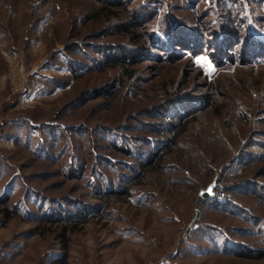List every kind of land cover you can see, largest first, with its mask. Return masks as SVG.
Instances as JSON below:
<instances>
[{
	"label": "rangeland",
	"instance_id": "374dc122",
	"mask_svg": "<svg viewBox=\"0 0 264 264\" xmlns=\"http://www.w3.org/2000/svg\"><path fill=\"white\" fill-rule=\"evenodd\" d=\"M123 3L0 0V264H264V0Z\"/></svg>",
	"mask_w": 264,
	"mask_h": 264
},
{
	"label": "trees",
	"instance_id": "16d2710c",
	"mask_svg": "<svg viewBox=\"0 0 264 264\" xmlns=\"http://www.w3.org/2000/svg\"><path fill=\"white\" fill-rule=\"evenodd\" d=\"M100 1H102V6L100 7L99 11H104V13H106L105 15H106L107 19L113 17L116 20H120V18L118 16L120 13L118 11H114L115 9L113 10V8H118V7L121 8L122 6H125V4L123 3V0H100ZM147 9H151V8L148 7ZM139 15H140L141 18L142 17L143 18L147 17L142 12ZM109 20H111V19H109ZM113 24L117 25L118 28H123L122 25H124L125 23L121 22V21H118V22H114ZM173 30H174L173 28H169L167 26L163 30V33H165V35L170 38L169 43L165 44L164 47H163V44H162L164 42L160 41L158 39H155V40H158L157 42H159V43L155 42L154 44H156L157 46H161L163 48H166V49H168L170 46L174 45L175 47H177V49L179 48L178 46H181L182 49L183 48H185V49L188 48V49L192 50L193 52H198L200 50L202 41H201V39H200V37L198 35L194 34L193 36L191 35V36H188L187 38L186 37L182 38L180 36V33H177V35H176L175 32L173 33ZM193 32H195V31H193ZM230 32L231 31L228 30V33H227L228 36L230 35ZM184 35H188V34L185 33ZM225 36H226V33H225ZM262 36L264 37V35H262ZM244 44H245V42H244ZM249 44H250V42L248 43V45ZM251 45L252 44H250L249 46H251ZM227 46H228L227 41L225 40V37L223 36L221 39H219L217 48L222 54V53H225V52H223V49H225ZM249 46L247 47L248 49H250ZM249 51H248L249 54L247 56L250 57L251 55H256L259 52L260 53L263 52L264 51V46L259 43V45L257 47H255L253 50H249ZM122 52L123 53L121 54L120 58L116 57V58H113L112 60H110V62L109 61H107V62L105 61L103 63L106 65V67H110V68L121 67L122 69L127 70L126 69L127 65H134L135 63L138 62V60H137L138 55H131V54L127 53L126 51H122ZM225 56L226 55H224V57ZM105 57H106V59H108V57H110V56L107 55ZM63 84H65V82H61L60 85H63ZM112 92H113V87L103 86L102 88H97L96 89V94H104V95L107 94V96H111L109 100H112L116 96ZM90 94L91 93H89V91L83 92L80 96H78L74 100H72L73 101L72 104H80L84 99H86L88 96H90ZM176 94H179V91H176ZM184 102L185 101H176V103H174L172 106H174L176 104L175 107H177V106L180 107L181 106L182 109H183L182 111L186 112V110L187 111L190 110V112H193L194 110L191 109L192 108L191 106H194V105L192 103H190V102H187V103H184ZM175 107H173L172 109H175ZM185 107H188V108L185 109ZM194 119H196V117L192 116L191 118L186 119L180 125H179V123H177L178 126L175 125L177 127H176L175 130H173V138L170 139V141L172 142L173 140H175L179 136L183 135L184 132H186V130H187L188 124L190 122H192V120H194ZM171 125L174 126L173 124H171ZM158 158H162V157L159 156ZM158 158L156 157V152H151L149 155H147L145 157L144 160L140 159V168L143 171H149V170H152V169L156 170L157 169L156 167L159 165V163L161 161V159H158ZM198 204L201 207H203V206L210 207V206L216 205L217 202L213 198L203 199L202 197H200V199L198 200ZM197 219H198V217H197ZM248 251L251 252V249L250 250L248 249ZM236 252H237L236 253L237 256H239V255L245 256V257L251 256L250 252H247V251H239V252L236 251Z\"/></svg>",
	"mask_w": 264,
	"mask_h": 264
},
{
	"label": "water",
	"instance_id": "95a60500",
	"mask_svg": "<svg viewBox=\"0 0 264 264\" xmlns=\"http://www.w3.org/2000/svg\"><path fill=\"white\" fill-rule=\"evenodd\" d=\"M217 177L205 188L200 190V196L203 199H210L215 196L216 189L220 186ZM198 216H196L197 218Z\"/></svg>",
	"mask_w": 264,
	"mask_h": 264
},
{
	"label": "built area",
	"instance_id": "2783aa9c",
	"mask_svg": "<svg viewBox=\"0 0 264 264\" xmlns=\"http://www.w3.org/2000/svg\"><path fill=\"white\" fill-rule=\"evenodd\" d=\"M216 194V193H215ZM216 196V195H215ZM214 196V197H215ZM218 196H219V199H222V200H225L226 198H224V197H226V194L224 193V192H220L219 194H218ZM215 199V198H214Z\"/></svg>",
	"mask_w": 264,
	"mask_h": 264
},
{
	"label": "snow or ice",
	"instance_id": "6c2138e0",
	"mask_svg": "<svg viewBox=\"0 0 264 264\" xmlns=\"http://www.w3.org/2000/svg\"><path fill=\"white\" fill-rule=\"evenodd\" d=\"M200 60H206V58H205V57H200V58H198V62H199ZM208 67H209V68L212 67L210 63L208 64Z\"/></svg>",
	"mask_w": 264,
	"mask_h": 264
}]
</instances>
